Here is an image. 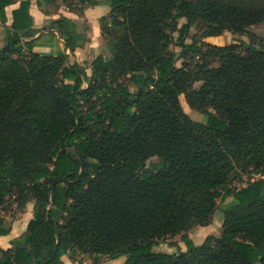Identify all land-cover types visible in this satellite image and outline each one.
<instances>
[{
    "label": "trees",
    "instance_id": "16d2710c",
    "mask_svg": "<svg viewBox=\"0 0 264 264\" xmlns=\"http://www.w3.org/2000/svg\"><path fill=\"white\" fill-rule=\"evenodd\" d=\"M11 2L0 0L2 24ZM98 2L37 5L81 18ZM106 2L99 22L110 57L88 66L69 64L63 51H33L56 31L74 53L89 42L87 26L60 15L35 29L25 0L5 27L0 211L13 198L20 213L31 205L32 218L0 247V264L74 263L78 254L93 264H264V39L208 41L264 22V0ZM236 169L248 178L230 188ZM220 200L219 235L195 245L189 230L208 226ZM3 222L0 237L10 231ZM175 237L184 251L153 250Z\"/></svg>",
    "mask_w": 264,
    "mask_h": 264
},
{
    "label": "rangeland",
    "instance_id": "374dc122",
    "mask_svg": "<svg viewBox=\"0 0 264 264\" xmlns=\"http://www.w3.org/2000/svg\"><path fill=\"white\" fill-rule=\"evenodd\" d=\"M106 1V0H103ZM92 8L90 6L85 8L83 17H79L80 20H78L79 27L87 26L89 28V31L87 32V35H92L93 38L90 39V42L86 45H84L81 49L77 50L76 54L70 53L68 55V63H78L81 65L88 66L94 58L97 56H101L103 59H107L110 57V52L105 44L103 38L101 36H97L96 33H92L91 30V21H95L94 19L98 16L97 12L90 11ZM99 11V10H98ZM102 12V10H101ZM184 20H181L183 22ZM99 23V29H100V22ZM254 35L258 39L262 38L264 39V22L259 23L257 25H252L247 29V33L240 35V34H234L230 31H224L220 36L218 37H211L208 39V41L217 44V45H224L229 43H238L240 41H244L246 43L250 42V37ZM176 36V34H174ZM170 49L179 52V48L177 46H170ZM180 64V60L177 62V65ZM199 83H196L195 86H198ZM180 103L183 108V110L187 113V115L194 121L197 122H203L204 116L202 113L197 112L195 110H192L185 102L184 97L180 96ZM159 162V159L154 157L151 158L147 162V167L150 166L151 163ZM248 175L245 173H242L239 169H236L228 179V184L230 188H239L241 187L245 181L247 180ZM229 199H227L228 201ZM227 201L220 200L218 203V207L212 217L211 223L209 226L202 228V227H194L188 232L189 238L193 241L195 245H200L206 236L208 235H219L220 228H221V222L223 218V210L222 207ZM30 207V204H28L24 210L23 213L18 212V210L15 207V203L13 201V198H9L6 201V204L0 211V218L4 221L3 225L5 228H8L12 225V223L17 220L18 218H25L27 215V209ZM18 238L22 236L20 234V231H18ZM186 249L185 244L179 240L178 237H175L173 239H166L158 243L153 250L155 252H162V253H173L176 251H184ZM123 258V257H122ZM121 258V259H122ZM75 264H93L92 260L88 258L87 256H82L78 254L75 257ZM124 260V258L122 259ZM100 264H116L112 263L110 260H108L107 257H101L100 258Z\"/></svg>",
    "mask_w": 264,
    "mask_h": 264
},
{
    "label": "crops",
    "instance_id": "0c3cea01",
    "mask_svg": "<svg viewBox=\"0 0 264 264\" xmlns=\"http://www.w3.org/2000/svg\"><path fill=\"white\" fill-rule=\"evenodd\" d=\"M21 1H25V0H12L11 4L6 6L4 9L6 22L4 24H2L0 22V49L3 47V44H4L5 27L11 26L12 11L15 10L19 6ZM98 1L99 2L97 5L91 6L92 9L90 11L97 12L98 16L94 19L95 21L90 22V25H91L92 33L94 32V33H96L97 36H101V30L99 29V26H98L99 23L98 22L102 16H106L109 13L110 8L108 7L106 1H103V0H98ZM88 7L90 8V6H88ZM101 10H102V12H101ZM29 13L32 17L33 27L35 29H38V30L43 28V27H46L50 23V21L56 20L60 15H63L69 19H72L77 23H78V20L81 19V18L79 19V17H77L75 14L69 12L64 5H61L57 12L47 14L44 12V10L42 8H40L37 5V0H30ZM45 32H47V31H44V33ZM53 32L56 35L54 42L46 43L42 46H36L33 48V51L38 52V53L56 54L57 50H59V51H63L66 54H70L68 52V50L65 49V46H64L62 40L59 38L57 32L56 31H53ZM38 35H39V33L36 34L34 36V38L37 37ZM88 38H89V42H90V39H92L93 36L89 35ZM57 42H58V49H56ZM89 42H87L86 44H88ZM86 44H84V45H86ZM81 48H77L73 54H76L77 50H79ZM31 218H32V209H31V205H30V207H28V209H27L26 217L23 218V216H22V218L20 217L17 220H15L12 223V225L10 226L9 233L5 236L0 237V247H2L4 249L9 248L11 246L12 240L17 239L19 237L18 231H20V234H22L25 231L27 223ZM202 228H205V227H202ZM121 258L122 257H119L117 259H108V260H110L112 263L121 264L124 261L122 259L123 258L125 259V257H123L122 259ZM62 259H63L65 264H75L76 263V262H74V263L71 262L67 256H63Z\"/></svg>",
    "mask_w": 264,
    "mask_h": 264
}]
</instances>
